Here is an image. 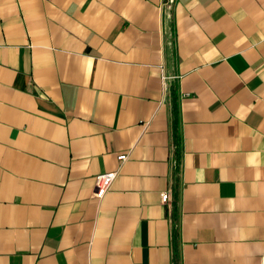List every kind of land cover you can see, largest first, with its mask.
Masks as SVG:
<instances>
[{
    "label": "crops",
    "instance_id": "obj_1",
    "mask_svg": "<svg viewBox=\"0 0 264 264\" xmlns=\"http://www.w3.org/2000/svg\"><path fill=\"white\" fill-rule=\"evenodd\" d=\"M175 249L264 264V0H0V264Z\"/></svg>",
    "mask_w": 264,
    "mask_h": 264
},
{
    "label": "built area",
    "instance_id": "obj_2",
    "mask_svg": "<svg viewBox=\"0 0 264 264\" xmlns=\"http://www.w3.org/2000/svg\"><path fill=\"white\" fill-rule=\"evenodd\" d=\"M164 78H166L164 76ZM128 157V154L126 152H121L116 155V158L119 162H124ZM118 171L112 170V171H106V172H100L95 175L94 177V191L93 195L96 198H101L110 188L113 180L117 176ZM169 191L165 190L160 193V199L162 202H166L169 199Z\"/></svg>",
    "mask_w": 264,
    "mask_h": 264
},
{
    "label": "trees",
    "instance_id": "obj_3",
    "mask_svg": "<svg viewBox=\"0 0 264 264\" xmlns=\"http://www.w3.org/2000/svg\"><path fill=\"white\" fill-rule=\"evenodd\" d=\"M174 138H175V141L177 142V140H178L177 131L174 132ZM176 154H177V148H176ZM174 221H175V217H174ZM174 233H176V229H174ZM173 253H174L173 254V264H179V255H178L176 249L174 250Z\"/></svg>",
    "mask_w": 264,
    "mask_h": 264
}]
</instances>
